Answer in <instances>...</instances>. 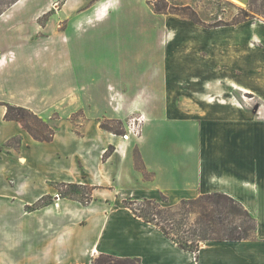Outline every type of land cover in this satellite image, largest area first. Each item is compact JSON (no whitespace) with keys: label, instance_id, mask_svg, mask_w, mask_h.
<instances>
[{"label":"crops","instance_id":"crops-1","mask_svg":"<svg viewBox=\"0 0 264 264\" xmlns=\"http://www.w3.org/2000/svg\"><path fill=\"white\" fill-rule=\"evenodd\" d=\"M58 1L34 10L19 0L0 16V264H93L100 254L142 264H264V96L239 83L240 91L258 95V109L244 99L204 98L219 74L205 59L195 66L191 59L200 57L192 51L189 63L179 58L180 69L132 75L127 61L143 66L148 53L117 52V43H130L127 36L117 40L119 28L189 26L155 12V0ZM52 12L58 19L46 20ZM263 24L239 25L258 42L248 44L251 50L264 44ZM175 39L167 34L166 41ZM181 39L194 44L190 36ZM3 103L40 115L54 138L35 139L5 118ZM140 112L146 120L138 135L125 138L101 126ZM135 148L148 177L135 166ZM64 183L88 187L90 200L56 198ZM213 192L231 195L254 215L253 237L203 241L196 253L125 203L163 194L176 203Z\"/></svg>","mask_w":264,"mask_h":264},{"label":"rangeland","instance_id":"rangeland-1","mask_svg":"<svg viewBox=\"0 0 264 264\" xmlns=\"http://www.w3.org/2000/svg\"><path fill=\"white\" fill-rule=\"evenodd\" d=\"M49 1L50 0H28L29 3L27 2V4L31 3L30 5H35L36 8L34 10H37L40 6L49 3ZM62 1L63 0H59L57 5ZM168 2L177 8H187L186 11H182L181 9L177 13L168 12V14H174L181 22H187L189 26L180 27V25L177 26L175 24L170 26H159L154 24L148 25L142 30L136 27H123L119 28V31L115 34L117 40L118 38L121 39L127 36L129 37L127 41L130 42L128 45H124L123 48L117 43V52H130L134 54L157 53L158 56H162V60H159L147 54L148 57L146 56V59L143 61V66L140 64L142 61H138L139 59L134 60L133 63L132 61H127L126 68L132 69V71L129 72L133 75L139 74L141 70L154 72L158 68L165 71L167 68H176V66L180 69L179 58L187 61L182 64L189 63L188 57L192 56H188L186 53L187 51H192L202 58V60L199 58L198 61L191 59V62L194 63L195 66L196 63L198 65L205 59L211 63V68L214 70L216 69L219 74L212 76L211 82L209 83L212 84V88L209 89L207 93H204V98L211 101L227 99L235 102L239 101V99H244L246 102L251 103V106H249L251 109H258V106L261 105L258 95L253 92L244 93L240 91L239 83L254 88L256 92L264 96V44L260 43V47L257 50H251L249 46L251 48L253 45L258 47V42L250 38L251 31L247 26L239 27V25L241 23L250 25L251 23L256 24L259 21L264 22V17L260 14L249 17L246 16V10L249 9V4L246 3L242 5L231 0H170ZM133 12L145 16L141 8H135ZM193 17H195L194 20ZM49 18L58 19V12H52L46 17V20ZM147 20L150 21V17H148ZM172 31L174 32V36H176L175 41H166L168 33L170 36L173 35ZM261 33L264 34V31H261ZM186 36H190V41L193 38L192 42L194 44H187L180 41L182 40L181 38ZM145 41H147V43ZM239 42L242 43L240 46L244 47L245 50L239 47ZM180 43L181 47H179L180 49L178 50L177 47L180 46ZM174 49L178 50L179 57L176 56L178 54ZM166 55L170 58L168 61L165 59ZM171 55H175V57L171 59ZM168 62L169 65L167 66L166 64ZM186 66L187 65H184L183 68ZM211 71L212 70H210V72ZM133 79L138 80L137 77ZM155 82L159 84V81ZM220 85H223L222 88L225 89V91H220ZM216 90L218 93H216ZM198 94L199 93H197L196 97H198ZM183 99L185 101L187 100L186 92L181 94L180 100L183 101ZM141 114V112L135 113L129 117L126 122H123L122 129L125 132L121 134L122 137H124V134L127 132L129 120ZM50 116L56 119L57 114L53 112ZM79 116V114L75 115L74 118L76 122L79 121ZM67 188L68 187L65 186H59L58 194H61L60 190L62 191ZM89 192L88 187L82 186L77 194L86 199L87 197L89 198ZM158 201H160L163 206L176 205L181 202L175 203L170 200L163 201L162 197ZM143 202L144 200L134 204V207H136L139 212H143ZM195 219L196 214L194 213H189L185 216V221L188 222H192Z\"/></svg>","mask_w":264,"mask_h":264},{"label":"trees","instance_id":"trees-1","mask_svg":"<svg viewBox=\"0 0 264 264\" xmlns=\"http://www.w3.org/2000/svg\"><path fill=\"white\" fill-rule=\"evenodd\" d=\"M18 1L0 0V16ZM152 4L157 13H177L181 9L182 11L187 9L177 8L167 0H155ZM248 4L249 9L246 10V16L260 14L264 17V0H248ZM194 19L195 17H193ZM3 104L7 109L5 118L21 122L35 139L51 141L54 138L55 129L40 115L23 106ZM101 126L117 134L125 132L122 129L123 122L121 120L105 119L101 122ZM112 151L113 147L111 146L105 156ZM134 157L136 168L143 171L148 177L138 148H135ZM62 186L68 187L60 190L62 196L79 197L84 203L90 200L88 197L84 199L77 194L83 185L64 183ZM162 200L169 201V198L163 194ZM125 203L131 207L136 216L146 222L154 223L180 247L196 253L203 241L247 239L254 236L257 228V219L254 215L240 201L223 192L202 194L196 198L183 199L179 204L169 206H163L160 201L155 199H145L143 212H139L134 207L136 201L126 200ZM189 213L196 214V219L192 222L185 221V216ZM93 264L142 263L139 258H120L110 254H100L94 258Z\"/></svg>","mask_w":264,"mask_h":264},{"label":"built area","instance_id":"built-area-1","mask_svg":"<svg viewBox=\"0 0 264 264\" xmlns=\"http://www.w3.org/2000/svg\"><path fill=\"white\" fill-rule=\"evenodd\" d=\"M146 120V115L141 114L138 116H134L129 120L127 132L124 134L125 138H129L130 135H138L141 132L142 125ZM56 198L59 197V194L57 193Z\"/></svg>","mask_w":264,"mask_h":264},{"label":"bare ground","instance_id":"bare-ground-1","mask_svg":"<svg viewBox=\"0 0 264 264\" xmlns=\"http://www.w3.org/2000/svg\"><path fill=\"white\" fill-rule=\"evenodd\" d=\"M57 6V5H56Z\"/></svg>","mask_w":264,"mask_h":264}]
</instances>
